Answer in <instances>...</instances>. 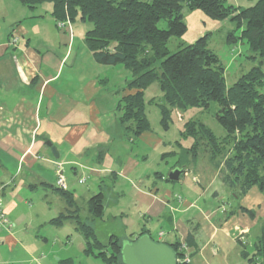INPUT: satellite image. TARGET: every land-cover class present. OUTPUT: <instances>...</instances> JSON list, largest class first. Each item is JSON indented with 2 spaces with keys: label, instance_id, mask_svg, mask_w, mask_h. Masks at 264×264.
Returning a JSON list of instances; mask_svg holds the SVG:
<instances>
[{
  "label": "crops",
  "instance_id": "obj_1",
  "mask_svg": "<svg viewBox=\"0 0 264 264\" xmlns=\"http://www.w3.org/2000/svg\"><path fill=\"white\" fill-rule=\"evenodd\" d=\"M12 34L20 36L17 44L9 41ZM80 40L57 28L51 4L30 10L15 0H0V198L10 222L0 232V264L72 260L51 261L56 252L47 250L42 235L62 214L75 216L59 227L82 236L86 250L76 218L93 220L89 200L102 191L111 206L107 203L96 225L119 222L130 240L147 230L155 241L179 244L180 250L190 238L189 264H249L246 255L255 253L263 232L264 195L254 187L238 198L222 180L200 182L189 171L177 183L147 170L149 155L140 150L159 152L166 161L174 146L152 132L134 138L126 131L119 110L125 87L115 91L101 79V70L115 66L98 63ZM175 158L170 170L179 164ZM58 171L67 181L72 207L56 190Z\"/></svg>",
  "mask_w": 264,
  "mask_h": 264
},
{
  "label": "trees",
  "instance_id": "obj_2",
  "mask_svg": "<svg viewBox=\"0 0 264 264\" xmlns=\"http://www.w3.org/2000/svg\"><path fill=\"white\" fill-rule=\"evenodd\" d=\"M18 1L30 10L50 3L57 28L64 32H69V23L73 30L78 18L93 25L86 32L84 41L94 59L102 65L123 66L132 74L119 102V110L122 125L134 138L152 132L146 112L145 91L154 84L162 93L157 106L165 130L169 129L174 112L209 110L212 104H217L215 120L225 135L219 137L203 122L190 119L184 124L180 137L184 141L193 140L192 145L185 148L183 142L177 141L174 148L180 152L173 150L164 157L179 156L181 166L176 167H186L182 166L185 165L183 160L195 159L203 148L216 168L219 164H215L214 159L218 149L234 143L232 155L222 166L223 183L233 189L238 198L254 187L264 193V0H258L255 6L245 9L228 5L226 0ZM196 11L215 23H232L235 28L228 31L226 44L229 47L245 46L250 53L247 59H259V65L243 73L231 87L226 84L227 68L209 49L211 33L193 43L182 41L176 52L171 53L169 49L171 39L181 40L188 32L185 13ZM59 23L66 26L60 28ZM155 102V99L149 101ZM56 190L72 207L74 201L68 190L58 186ZM106 206L107 194L100 192L94 195L89 200L93 220L77 216V230L86 239L85 254L88 257L100 259L105 264H123L121 248L126 239L111 236L103 245L95 228V223L103 218ZM69 219H75V216L62 214L51 223L59 227ZM144 234L149 232L144 230L140 236ZM192 244L189 238L186 245ZM169 245L177 252L178 259L184 257L179 244ZM246 258L249 264H256L257 260L264 263V227L255 245V253L246 255ZM60 264L76 263L67 259L61 260Z\"/></svg>",
  "mask_w": 264,
  "mask_h": 264
},
{
  "label": "rangeland",
  "instance_id": "obj_3",
  "mask_svg": "<svg viewBox=\"0 0 264 264\" xmlns=\"http://www.w3.org/2000/svg\"><path fill=\"white\" fill-rule=\"evenodd\" d=\"M226 1L228 5H232L244 9L253 7L258 2V0H226ZM15 2H19V1L15 0ZM49 5L50 3H46L45 7ZM185 21L188 25V32L181 40L178 38L171 39V41L169 42V49L171 53L177 51L178 44L181 43L182 41H185L186 43H190L189 41H191V39H193L195 36L197 37L198 35H200L198 38H196L197 40L200 37L206 35V33H211L209 36L208 46L209 49L212 50L220 58V60L227 68V72H226L227 87L233 86L234 83L237 81V79L243 73L249 71L252 67L259 65V59L257 60L247 59V55H250V53H248V49L245 46L236 45L234 47H229L226 44V37L228 31H231L235 28V26L232 23L230 22L224 24L215 23L214 21L207 18L200 11H196L194 13L186 12ZM74 24L76 27L75 28L73 27L74 29L72 30V36H74L75 34L81 40L85 38L86 32L90 30L93 26L90 22H81L79 18L75 21ZM65 32L68 34L69 37H72L70 35V32L68 31ZM239 33L240 31L237 33V35H239ZM82 44L84 43L82 42L81 45ZM89 53L90 52L87 50V54ZM100 72L102 77L101 79H108L110 83L109 85L110 88L115 89V91L122 89L123 87H126V84L132 79L131 72L127 71L123 66H115L109 72L104 71V69L101 70ZM161 97H162V93L157 84L152 85L149 89L145 91V100L147 102L146 112L150 122L152 133L155 134L156 136H160L161 139H163L168 146L171 144L175 147L177 141L183 142V145L185 147L192 145L193 140L184 141L181 140L180 137V133L183 130L184 124L190 119L199 120L200 122H203L204 124L209 126L219 137H223L225 135L224 129H222V127L215 120V113L218 109L217 104H212L209 110L192 109L189 110L187 113H183L182 111H176L172 114V122L169 125V129L165 130L162 125L161 111L160 108L157 106L159 99ZM151 99H155L156 102L149 103ZM233 144L234 143L230 142L229 145L222 146V148L218 149L216 158L214 159L215 164L216 163L219 164V166L216 168L213 165V163L210 161V157L208 156L207 152L204 151L203 148L199 151L195 159L193 157H190L189 159L185 158V160H183L184 162L183 164L185 165L182 166L187 165L186 169L188 172L190 171V175L195 177V179L200 182L201 181L203 182V180H205L207 181V183L208 182L212 183V181L214 180L216 182L215 184H219L220 180H222V175H223L222 166H224V162L226 161V159H228L232 155ZM171 149L172 148H169L168 150ZM160 151L165 152V149L164 151L163 149H161ZM174 152L177 153L180 151L178 150V148H174ZM140 153L149 155L146 169L152 171L153 174L155 172H163L165 173V175H168L170 168L173 167L174 163H177L175 162L177 159L174 157L169 158L166 161L161 160L160 158L161 154L159 152H153V151L144 152L140 150ZM176 165L181 166V164H176ZM73 177L75 176L73 175ZM185 179L186 177L183 178L182 181H184ZM186 181H191V177ZM259 191L264 195V193L261 190ZM236 193H238V191H236ZM111 200H112L111 198L107 199L108 207L111 206ZM223 202L225 201L221 200V202H217V204L221 206ZM111 208L112 209L109 212V214H113L114 206ZM263 227H264V223H263ZM95 228L98 234V238L103 245L107 244L109 241L108 233H115L117 236H119L122 239H128L129 237L128 234L127 235L124 234L125 236H123L124 233L123 227L119 224V222L116 223L109 222V224L103 226L100 225V223H98L97 225L95 223ZM42 235L46 237L48 240L47 250L52 248V251L56 252L55 254L50 256L51 261L57 260L58 258L64 259V257L71 256L72 260H74L76 264H105L100 259L88 257L84 252L85 249L81 248V244L83 243L82 236L79 235L80 237H77L72 232L71 233L67 232V229L51 226L48 227V229L45 230L42 233ZM68 237L72 238L73 244L68 243L69 242V240L67 239ZM153 238L156 240L157 236L153 234ZM67 244L69 248L65 247ZM61 249L63 252L58 254L57 252L60 251ZM256 262H257L256 264H260V262L262 261L257 260Z\"/></svg>",
  "mask_w": 264,
  "mask_h": 264
},
{
  "label": "water",
  "instance_id": "obj_4",
  "mask_svg": "<svg viewBox=\"0 0 264 264\" xmlns=\"http://www.w3.org/2000/svg\"><path fill=\"white\" fill-rule=\"evenodd\" d=\"M54 157L59 158L56 147L52 142H46ZM186 167H175L169 171L167 180L180 182L187 176ZM123 264H179L177 252L163 242L155 241L149 234L139 236L136 240H124L121 248Z\"/></svg>",
  "mask_w": 264,
  "mask_h": 264
},
{
  "label": "built area",
  "instance_id": "obj_5",
  "mask_svg": "<svg viewBox=\"0 0 264 264\" xmlns=\"http://www.w3.org/2000/svg\"><path fill=\"white\" fill-rule=\"evenodd\" d=\"M66 26L65 23H59V27L64 28ZM68 30L70 32V35L72 36V28L70 23L68 24ZM20 36L16 35L15 37L12 38V44H16L19 41ZM189 174V172L187 173V175ZM86 182L85 178H82L79 183L80 184H84ZM57 186L59 188H61L62 190H68V184L66 179L64 178V176L58 171V179H57ZM10 226V222L9 219L7 217V214L5 212L4 209V205H3V200L0 198V232L3 231L4 229L9 228ZM161 235H163V233H161ZM183 250V251H182ZM182 252L184 254L183 258L178 259L179 262H189V256L187 254V246L185 244L182 245Z\"/></svg>",
  "mask_w": 264,
  "mask_h": 264
}]
</instances>
